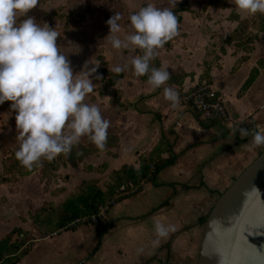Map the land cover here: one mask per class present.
<instances>
[{"label": "crops", "instance_id": "0c3cea01", "mask_svg": "<svg viewBox=\"0 0 264 264\" xmlns=\"http://www.w3.org/2000/svg\"><path fill=\"white\" fill-rule=\"evenodd\" d=\"M148 4L169 6L168 0H102L97 6L98 14L95 13L98 38L85 32V28L80 31L85 32V41H98L97 52L101 50L110 68L123 65L140 53L137 49L122 53L113 49L104 39L109 34L106 21L115 12L121 14V31L116 35L122 38L130 32L129 16ZM189 8L194 12H182L178 35L171 40L170 46L166 44L158 50L159 55L151 63V67H166L170 76L184 74L181 81L169 79L166 85L153 89L147 83V76L137 77L129 67L118 83L123 89L120 101L114 97V87L99 93L100 80L96 84L98 92L89 93L88 98L92 104L100 106L102 115L110 122L108 132L117 134L120 139L118 145L108 146L115 152L106 159L108 171L123 163L137 165L139 155L150 151L163 132L174 142V151L178 153L176 162L163 168L155 181L144 183L140 192L111 206L107 214L113 225L101 237L87 225L71 230L79 238L90 233L99 237L93 255L94 248L87 252L89 255L81 251L72 253L79 242L76 244L73 234L63 237V231H66L63 230L55 236L38 239L31 251L16 264H198L205 227L201 218L209 214L220 194L264 150L260 147L247 151L241 145L251 137L241 139L234 131L238 124L244 128L264 127V67L249 89L238 96L250 70L264 56V30L256 39L250 57L233 69L243 51L238 50L234 42H225L239 23L232 14L237 13L241 18L249 16L238 13L230 0H189ZM223 48L226 49L224 53ZM206 60H213L210 83L232 112L231 120H220L209 127L200 124L193 108H172L163 97L164 87H172L177 92L192 89L200 81ZM105 97L109 102L105 103ZM95 155L85 160L92 162L88 159ZM92 172L95 171L83 169L79 182L94 176ZM29 177L37 179L42 186L40 171L16 182H0V238L16 225L25 227L32 223L31 219H22L39 207L31 205L32 199L26 189ZM69 181H75V176ZM65 185L72 191L69 184ZM45 192L52 194L51 190ZM66 194L52 195L61 201ZM157 221L174 226V230L154 247ZM139 249L143 251L138 252Z\"/></svg>", "mask_w": 264, "mask_h": 264}, {"label": "clouds", "instance_id": "9594fccd", "mask_svg": "<svg viewBox=\"0 0 264 264\" xmlns=\"http://www.w3.org/2000/svg\"><path fill=\"white\" fill-rule=\"evenodd\" d=\"M179 2L168 0L167 7H141L129 16L130 32L122 38L116 35L121 31L122 17L115 12L106 21L109 34L104 39L118 52L139 49L141 55L108 70L119 74L130 67L135 76H147L153 89L166 85L170 72L163 65L151 67V63L159 55L158 50L178 35L179 22L172 9ZM38 3L39 0H0V105L10 101L16 112L19 147L15 157L29 170L34 165L42 166V158L52 161L61 154H70L82 137L104 150L110 127L97 105L84 102L94 89L93 78L101 79L96 74L99 63L89 67L86 61L81 71L74 74L71 61L57 44L60 33L47 23L38 24L29 15ZM230 3L242 15L264 14V0ZM163 97L172 108L179 105V93L174 88L164 87ZM234 131L241 139L251 137L241 145L247 151L264 147V127L244 128L238 124ZM250 190L260 192L255 185ZM173 230L172 225L155 222L153 246H158Z\"/></svg>", "mask_w": 264, "mask_h": 264}, {"label": "trees", "instance_id": "16d2710c", "mask_svg": "<svg viewBox=\"0 0 264 264\" xmlns=\"http://www.w3.org/2000/svg\"><path fill=\"white\" fill-rule=\"evenodd\" d=\"M47 1L39 0L37 7L29 15L41 17L45 21H48L50 27L55 28L60 33V37L71 32H80L85 26V11H79L76 8L65 10L64 4L58 5L55 9L48 10L41 6V4ZM172 10L176 14L178 21H181L182 12L184 10H191L189 8V0H180L178 6ZM191 11L194 12V10ZM232 16L239 19V23L225 38V42H234L237 49L243 51L234 63L233 69H237L250 57L251 52L255 48L256 39L264 30V14L257 13L254 16L241 18L239 14L234 13ZM167 45L170 46L171 41ZM137 50L141 55L140 50ZM222 52H226V49L223 48ZM97 58L100 67L96 74L101 76L99 93L103 94L111 87H114L112 89L114 97L117 101H120L123 89L118 86V83L124 76V72L117 74L109 71L108 60L101 52ZM212 65L213 60L205 61L204 71L197 84L204 80H211L210 71ZM262 67H264V56L260 57L257 60V64L250 70L248 77L238 91V96H242L249 89L259 75ZM183 76L184 74L181 73L172 74L170 80L181 81ZM196 116L203 127H209L218 122L215 118H204L198 112H196ZM119 143V136L115 133L108 132L105 149L99 150L86 137L85 141L80 140L79 144L72 148L70 154H61L52 161L42 158L40 162L42 166L34 165L31 170L21 166L15 157L16 151H11L3 157L0 169V182H16L23 176L40 171L44 190H48L51 187V181L57 183L51 189V192L56 195L68 190L65 184L60 185L58 181L61 178L66 180L72 176V174L68 173L62 174L60 172L61 166H67L69 164L76 166L80 161H83L85 170L98 173L107 172V176L104 179L101 176L85 177L61 201L55 202L49 200L39 206L36 211L30 212L27 216H22L23 220H33L35 228L39 231V235L36 236L34 233L28 232L22 225H16L7 231L0 238V264L18 263L31 251L38 239L46 237L54 231L76 230L82 225H95L94 230L101 237L113 224L109 216L100 217L99 222L96 224L94 223L93 216L98 215L102 207L108 212L109 208L116 202L140 192L144 183L155 181L160 171L174 164L178 158V153L174 151V142L169 140L163 132L158 143L150 151L143 152L139 155L137 165L134 163H123L120 167L108 171V160L101 163H92L85 160L86 157L99 154L102 151L115 154V152L108 149V146H115ZM123 185H125L124 188L122 187ZM208 215L201 218L202 223H206Z\"/></svg>", "mask_w": 264, "mask_h": 264}, {"label": "water", "instance_id": "95a60500", "mask_svg": "<svg viewBox=\"0 0 264 264\" xmlns=\"http://www.w3.org/2000/svg\"><path fill=\"white\" fill-rule=\"evenodd\" d=\"M198 264H264V150L210 210Z\"/></svg>", "mask_w": 264, "mask_h": 264}, {"label": "rangeland", "instance_id": "374dc122", "mask_svg": "<svg viewBox=\"0 0 264 264\" xmlns=\"http://www.w3.org/2000/svg\"><path fill=\"white\" fill-rule=\"evenodd\" d=\"M99 2L101 3L102 0H48L47 2L41 4V6H43L44 8H46L48 10H52V9H55L60 4H64L65 10H70L72 8H76L79 11L85 10L86 22H85V26L83 27V29L85 28V30H86L85 32H89V33L93 34L92 37L95 36V38L97 39L98 38L97 36L99 34V30H98V17L95 16V13L98 14L97 6H98ZM83 7H85V8H83ZM31 16H34V15H31ZM34 17H35L36 22L38 24L43 25L44 23H47L50 26V23L48 21H45V19H43L41 17H36V16H34ZM87 17H89V20ZM87 21H89V22H87ZM86 23H87V25H86ZM84 33L71 32V33L66 34L63 37H58V39H57V44L60 48V51L63 54L67 55L68 59L71 61V65L73 67L74 74L79 73L81 71V69H82V67L86 61H89V63H90L89 67H93L94 65H92V64L99 63L97 57H98V54L100 53V51L97 52V49H96L98 41L96 39H93V41L90 40L88 42L85 41V39L83 38ZM94 49H96V50H94ZM93 83L95 85H94V89L91 93H93L94 91L98 92V90H97L98 87L96 86V84L99 83V80H96L93 78ZM182 91L183 90L179 91L178 93H181ZM88 98H90L89 94L85 98L84 102L88 103V104H92V102H91L92 100H88ZM106 102H109V101L105 97V103ZM10 105H11L10 101H5V103L0 105V169L2 166L3 157L5 155L9 154L11 151H16L19 147V141L16 139L17 134H18L17 130H16V122H15L16 112L11 109ZM98 107L100 108V106H98ZM178 107H183V106L178 105L176 108H178ZM84 139H86V138L85 137L81 138V140H84ZM110 156H112V154L108 151L102 152V153L100 152L99 155L96 154L95 156H93L92 158H89L88 160H91L92 162L101 163V162L105 161ZM82 166H83V161H80L78 163V165H76V166H74L72 164H69L67 166H61L60 172L62 174L68 173V174H72V176L66 180L61 178L58 181V183L60 185L61 184H69L68 185L69 189L74 190L78 185V183H76V182H79V180L81 179L82 170L85 169ZM85 171H87V170H85ZM36 172H38V171H36ZM87 174L91 175L89 172ZM92 175L101 176L102 179H104L107 176V173L92 172ZM74 176H75V181L70 183L69 180L72 179ZM32 179H34V177L28 178L29 181H27L28 183H27L26 189L28 190V193L30 194V197L32 199L31 205L34 206V208L41 206L43 203H45L49 200H53L55 202L60 201V200L57 201L58 198L54 197V195H52L53 193L50 194V193L45 192L44 188L42 187L43 183L41 186L37 179H36V181H35V179L34 180H32ZM50 183H51L50 184L51 187H55L54 181H51ZM51 187L48 190H51L52 189ZM42 188L44 191L41 190ZM66 192L68 193L69 191L67 190ZM106 216H108V214ZM34 225L35 224L33 223V220H32V223H30L29 225H26L24 228L28 232L34 233L36 236H38L39 231L35 228ZM87 226L94 228L95 225H87ZM60 232L61 231H57V233H60ZM57 233H55V231H54L50 235L55 236ZM72 234H73V236H75L76 244L79 242L76 245V247L74 248V251L72 253H78L81 251V253L86 254L90 249L92 250L93 248L94 249H93L92 255L96 252L97 248H95V244H96L97 239L99 237L97 235H95V233H90V234H87L85 236L82 233H80V234H82L83 237L79 238L77 236V234L73 233L71 230L63 231V237H66V236L70 237V236H72ZM50 235H47V237ZM80 240H81V242H80ZM91 245H92V247L90 248Z\"/></svg>", "mask_w": 264, "mask_h": 264}, {"label": "built area", "instance_id": "2783aa9c", "mask_svg": "<svg viewBox=\"0 0 264 264\" xmlns=\"http://www.w3.org/2000/svg\"><path fill=\"white\" fill-rule=\"evenodd\" d=\"M179 105L193 108L204 118H215L218 121L232 119V112L228 104L212 84L206 80L195 85L192 89L183 90L179 93ZM122 187L124 188L125 185ZM106 215V209L102 207L99 214L93 216L94 223L97 224L100 217ZM55 233L57 232L55 231Z\"/></svg>", "mask_w": 264, "mask_h": 264}]
</instances>
